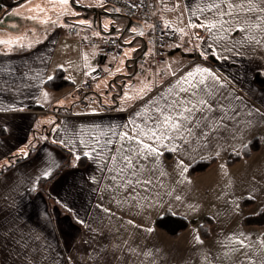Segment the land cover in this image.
Wrapping results in <instances>:
<instances>
[{"label":"crops","instance_id":"crops-1","mask_svg":"<svg viewBox=\"0 0 264 264\" xmlns=\"http://www.w3.org/2000/svg\"><path fill=\"white\" fill-rule=\"evenodd\" d=\"M216 2L157 0L175 40L155 64L136 19L94 17L101 32L86 24L73 35L55 23L38 38L15 26L14 6L0 10V41L20 37L0 42V264H264V224L250 220L264 206V0L206 7ZM89 37L120 49L103 57ZM59 68L70 82L46 86ZM156 108L183 111L181 128L143 135L163 120ZM254 138L256 150L227 162ZM166 211L187 219L180 234L154 225Z\"/></svg>","mask_w":264,"mask_h":264},{"label":"rangeland","instance_id":"rangeland-1","mask_svg":"<svg viewBox=\"0 0 264 264\" xmlns=\"http://www.w3.org/2000/svg\"><path fill=\"white\" fill-rule=\"evenodd\" d=\"M49 2H51V0H27V3L25 2V0H5L6 5H4L3 10H7L8 8H10V6H14L12 11L18 13L21 16V20L16 21L15 26L18 27L20 25V27H27L30 25L29 27L32 28L33 34H35V37L36 35H38V38H40L42 34H44L43 31L46 27L53 26L55 23H59V21H63L64 27L74 24L79 29L84 28L86 24H90L93 27V30L96 33H99L102 31V28L97 26V20L95 23H93L94 17L100 16V23L102 24L106 21H109V27L113 26L112 21L116 18H122L123 22H126V24L130 20L122 15L117 7L107 3L106 0H80L79 3H77L76 0H69V10L67 12H63L62 14L58 13L54 9H49L47 7V4ZM37 3L44 7V12H37L36 9L32 7V5ZM45 15L49 17L46 21L42 19L31 18L32 16L43 17ZM83 21H88V23H83ZM133 21L141 24L144 27L143 22L139 20ZM103 34L104 33H101L100 35L102 36ZM120 35L121 31L119 32L118 36ZM112 36L115 35L112 34ZM76 38L77 37H72L69 39L75 41Z\"/></svg>","mask_w":264,"mask_h":264},{"label":"built area","instance_id":"built-area-1","mask_svg":"<svg viewBox=\"0 0 264 264\" xmlns=\"http://www.w3.org/2000/svg\"><path fill=\"white\" fill-rule=\"evenodd\" d=\"M106 2L117 7L126 17L140 20L148 25V32L151 38L152 62L155 64L159 61L163 45L173 42L175 34L170 29L162 26L156 9L157 0H106ZM67 31L69 34H76L78 28L70 26ZM203 32H206V30H203ZM86 42L100 46L104 57L120 49V44L114 38H88Z\"/></svg>","mask_w":264,"mask_h":264},{"label":"trees","instance_id":"trees-1","mask_svg":"<svg viewBox=\"0 0 264 264\" xmlns=\"http://www.w3.org/2000/svg\"><path fill=\"white\" fill-rule=\"evenodd\" d=\"M6 5L5 0H0V10ZM63 71L59 68L56 69L55 73L48 79L45 80V84L48 87L59 89L63 87L64 85L68 84L70 82L68 79H66L63 76ZM258 147V140L256 138L252 139L250 142H248L242 150L238 152H230L227 156V162L229 164L234 163L238 159L250 155L251 152L256 150ZM67 151V150H66ZM69 153V152H68ZM68 155V154H67ZM22 159V158H20ZM18 159V160H20ZM215 162L214 158H207V159H199L194 161L190 167L189 172L193 175L198 172H201L205 169H207L210 165H212ZM68 165V162L66 160H63L61 163H59L50 174L47 176H44L41 178L40 183L43 185V183L48 184L65 166ZM9 165L4 166L2 170H0V173L7 169ZM252 222L258 223V224H264V206L259 210V212L251 217L250 219ZM154 224L166 231L169 235L176 236L178 235L183 229H185L188 225V221L183 216L173 214L172 212L166 211L163 214L157 216L154 220ZM207 224L202 225V233L203 235L207 234Z\"/></svg>","mask_w":264,"mask_h":264},{"label":"snow or ice","instance_id":"snow-or-ice-1","mask_svg":"<svg viewBox=\"0 0 264 264\" xmlns=\"http://www.w3.org/2000/svg\"><path fill=\"white\" fill-rule=\"evenodd\" d=\"M25 2L27 3V0H25ZM76 2L79 3L80 0H76ZM219 2H220V0H217L216 3H209V4L206 5V7L208 9L215 8L219 4ZM225 2L228 4V11L229 12L233 11L234 7H240L242 11H250L249 8H243L242 5H234L232 3V0H225ZM247 3H249L252 8L256 7V4L253 3V0H247ZM32 7H34L37 12H44L45 11L44 7H42L39 3L32 5ZM47 7L49 9H54L58 13L62 14L63 12H67L69 10V0H51V2H49L47 4ZM261 12H264V8H261ZM218 15L222 17L224 15V13L220 12V13H218ZM31 18L32 19H42V20L46 21L49 17L47 15H45L43 17L32 16ZM234 20H235L237 28L244 27V24L239 19L234 18ZM165 22L167 23V21H165ZM219 22H220L219 20H205L204 24L208 25L211 28L213 25L219 24ZM59 23H63V21H59ZM83 23H88V21H83ZM201 26L203 27L204 25H201ZM105 27H107V25H105ZM208 38L211 39L212 37L209 36ZM19 39H20V37L17 36V37H11V38H9L7 40L0 41V42H4V43L8 44L9 48H10L11 45L13 43H16L17 41H19ZM195 71L203 73V72H210L211 70L208 69V68H201L200 66H197ZM187 75L191 76L192 73L190 72ZM146 86H148V85H146ZM142 91H143V89H141V92ZM125 95H129V93H125ZM202 104L203 105H207V101L206 100H201L199 103L195 104V107L199 108ZM169 107H171V105H169ZM183 107H187V104L183 105ZM155 110H156L157 113H159L163 117V120L161 121L160 119H157L154 122L150 121V123H155L156 127L155 128H149L147 131H145L144 129H141V132L143 133V135H145V136L154 135L157 129L164 128V127L168 126L169 124H171L172 128H175V129L181 128V123L179 121L175 120L173 117L176 116V115L185 116V113L183 111L174 112L172 114H169L166 111L162 112L160 108H156ZM138 115H139V113H138ZM186 119H192V117L190 115H188V116H186ZM169 130L171 131V129H169ZM120 134H121V136H126L127 135V133H125V132H121ZM154 138L160 139L161 137L154 136ZM133 139L139 140L140 144H142L145 148L151 149L153 147L151 144H147L143 140H141L140 136H135V137H133ZM155 151L158 152L159 149H155ZM124 159L128 160L129 163H131V161L129 160V157L125 156ZM43 174L45 176H47L49 173L46 171ZM236 239H239V238L237 237Z\"/></svg>","mask_w":264,"mask_h":264}]
</instances>
